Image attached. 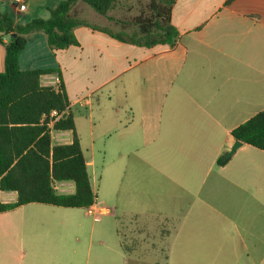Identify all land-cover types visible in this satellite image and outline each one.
I'll use <instances>...</instances> for the list:
<instances>
[{
    "label": "crops",
    "instance_id": "1",
    "mask_svg": "<svg viewBox=\"0 0 264 264\" xmlns=\"http://www.w3.org/2000/svg\"><path fill=\"white\" fill-rule=\"evenodd\" d=\"M39 1L17 17L2 1L0 13L24 26L64 0ZM226 1L175 0L173 47L128 45L85 27L73 30L78 46L62 50L42 32L25 36L20 68L60 71L91 207L101 213L94 221L88 208L41 204L1 213L0 264H264V152L241 143L217 164L235 142L232 130L264 110V0ZM111 12L77 2L70 14L110 29ZM0 40L2 72L9 38ZM54 133L52 146L71 143L70 131ZM52 187L74 193L71 182ZM102 217L119 218L108 236Z\"/></svg>",
    "mask_w": 264,
    "mask_h": 264
},
{
    "label": "trees",
    "instance_id": "2",
    "mask_svg": "<svg viewBox=\"0 0 264 264\" xmlns=\"http://www.w3.org/2000/svg\"><path fill=\"white\" fill-rule=\"evenodd\" d=\"M118 0H64L48 8L49 18L33 19L21 26L14 24L8 13H0V38L8 37L4 45V69L0 72V191L15 193L13 203L0 201V214L28 204H41L65 209H82L94 205L86 162L75 132L69 101L58 68L22 70L19 59L27 45L25 36L42 32L50 49L62 50L78 46L73 30L85 27L108 35L121 43L150 48L157 45L173 47L177 32L170 22L175 0L150 1L152 16L138 18L136 35L124 38L119 34L90 25L71 16L72 7L83 2L101 16L111 11ZM234 0H227L230 4ZM14 35V37H12ZM1 43V40H0ZM56 74L58 90L42 86L41 76ZM62 114L52 125L57 132L70 131V144L51 146L47 124L49 114ZM42 116H45L41 122ZM234 141H239L264 152V110L232 130ZM222 155L218 166L226 163ZM53 182H71L74 193L57 194Z\"/></svg>",
    "mask_w": 264,
    "mask_h": 264
},
{
    "label": "rangeland",
    "instance_id": "3",
    "mask_svg": "<svg viewBox=\"0 0 264 264\" xmlns=\"http://www.w3.org/2000/svg\"><path fill=\"white\" fill-rule=\"evenodd\" d=\"M49 1H52V0H49ZM150 1L151 0H133L132 3L134 6H131V8H129L128 5L122 6L121 8L119 7V5H117V7H114L112 9L111 18H109L110 22L112 23L111 24L112 27H110V29H107V28H104V29L108 30L110 33L119 34L124 38L136 35L138 32V27H137L135 21L138 18H140V19H148L149 18L150 19L152 16V12L149 8L150 7ZM42 2H44V1L40 0L38 2V4H40ZM155 3L160 4V2H158V0H156ZM128 11H131V12L128 13ZM8 12H9V10H8ZM31 18H33V17H31ZM19 24H21V23H19ZM50 82H51V80L50 79L48 80L47 75L42 77L41 84L46 86ZM57 87H58V82H54V89L57 90ZM52 135H53L52 143L55 144L56 143L55 142L56 141L55 133L53 132ZM5 198L6 197H3L2 194H0V201H2V202L6 201L7 199H5ZM98 198H100V194H99ZM102 206L109 208L106 205H102ZM28 220H30L31 222L45 221L44 218L40 219L37 216H34L31 219L29 218ZM114 221H115V224L118 225L119 218H116L115 220H109L108 218L102 217V221L100 223V227L102 229V235L105 232L106 236H108L109 233L107 232L106 227H108L109 222L113 223V226H114ZM120 233L124 237L125 234H124L123 229ZM166 233L167 232L165 230L161 231L162 235H164ZM34 237L39 238V239H44L47 237V233L45 231H41L40 229H35ZM125 237H126V235H125Z\"/></svg>",
    "mask_w": 264,
    "mask_h": 264
},
{
    "label": "built area",
    "instance_id": "4",
    "mask_svg": "<svg viewBox=\"0 0 264 264\" xmlns=\"http://www.w3.org/2000/svg\"><path fill=\"white\" fill-rule=\"evenodd\" d=\"M2 1H6L10 5L16 17L18 15H23L24 13H26L28 4H29V0H0V2ZM56 82H58V79ZM42 86H45V85H42ZM46 87H52L54 89V83L50 82L46 85ZM54 90L57 91L58 87H57V90L56 89ZM68 110L69 109H65V111H63L62 113H68ZM61 115L62 114H57L56 111H52L50 112L49 117H48L49 123L47 124V128H48L49 135H50L51 146H52V140H53L52 134L53 132H55L54 130H52V125L61 117ZM45 118H46L45 116H42L41 122H43ZM88 213L94 216V221H98L99 220L98 215L101 213V211L95 210L92 207H88Z\"/></svg>",
    "mask_w": 264,
    "mask_h": 264
},
{
    "label": "water",
    "instance_id": "5",
    "mask_svg": "<svg viewBox=\"0 0 264 264\" xmlns=\"http://www.w3.org/2000/svg\"><path fill=\"white\" fill-rule=\"evenodd\" d=\"M12 37H14V35ZM240 147H241V142L235 141L231 149L229 150V152L225 155L224 159L225 160L229 159L236 152V150Z\"/></svg>",
    "mask_w": 264,
    "mask_h": 264
}]
</instances>
